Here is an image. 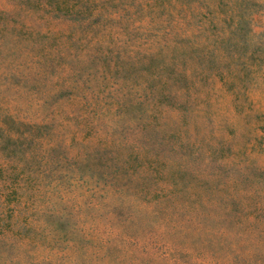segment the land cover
<instances>
[{"label": "rangeland", "instance_id": "rangeland-1", "mask_svg": "<svg viewBox=\"0 0 264 264\" xmlns=\"http://www.w3.org/2000/svg\"><path fill=\"white\" fill-rule=\"evenodd\" d=\"M0 264H264V0H0Z\"/></svg>", "mask_w": 264, "mask_h": 264}]
</instances>
